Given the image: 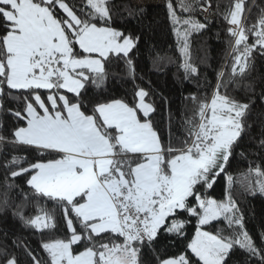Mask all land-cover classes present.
Masks as SVG:
<instances>
[{
    "label": "snow or ice",
    "instance_id": "snow-or-ice-1",
    "mask_svg": "<svg viewBox=\"0 0 264 264\" xmlns=\"http://www.w3.org/2000/svg\"><path fill=\"white\" fill-rule=\"evenodd\" d=\"M108 3L86 0L75 8L67 0H0V109L3 98L14 92L22 93L18 98L23 100L19 110H7L23 124L13 129L11 140L0 136V144L39 154L32 163L17 155L5 162L10 172L0 203L10 206V192L17 187L7 181L26 176L31 191L21 190V194L25 202L35 200L42 214L25 217L22 203L14 216L26 227L43 231L56 225L53 214L39 201L54 202L60 209L68 236L42 242L49 264H141V250L152 249L161 233L188 240L184 229L189 221L180 218L182 213L196 219L195 234L185 245V254L157 255V264H227L236 247L247 254L248 264L253 259L264 264V247H258L245 228L244 214L233 196L237 181L227 172L248 127L251 101H238L226 92L236 77L248 71L254 52L264 56V13L250 28L242 22L244 0H235L224 14L234 39L231 75L225 80L224 72L217 74L210 99L199 101L176 147L171 116L165 143L154 127L155 108L146 102L149 93L143 88L135 91L132 104L111 99L87 107L88 85L100 88L105 83L112 57L125 58L134 78L129 53L139 38L112 26ZM196 4L207 11L211 0H196ZM166 8L181 54L187 57L189 37L207 30L210 22L192 15L195 6L188 0H166ZM178 9L189 15L181 17ZM182 67L186 79L198 75L187 59ZM260 98L264 101V91ZM189 99L198 98L193 94ZM45 155L53 158L44 159ZM222 175L224 197L218 200L209 190ZM243 175L244 191L264 196V170L249 168ZM253 176L255 180L248 179ZM221 219L225 228L205 230ZM104 236L115 239L98 242ZM14 244L24 249L33 264H41L27 245ZM80 245L83 249L76 251L74 246ZM0 256L3 264H19L6 249Z\"/></svg>",
    "mask_w": 264,
    "mask_h": 264
},
{
    "label": "trees",
    "instance_id": "trees-1",
    "mask_svg": "<svg viewBox=\"0 0 264 264\" xmlns=\"http://www.w3.org/2000/svg\"><path fill=\"white\" fill-rule=\"evenodd\" d=\"M75 8L86 3V0H67ZM176 3V0H173ZM195 8L192 15L200 22H210L207 30L193 33L188 40V56L181 54L182 45L178 43L176 33L173 31L171 21L168 18L166 0L157 3L135 2L134 0H109L108 7L113 13L112 26L124 32L125 35L138 37L136 46L129 53V58L134 66L133 74L129 73L125 58L112 57L108 63V76L105 83L100 87L89 84L84 100L88 109L96 102H104L111 99H123L129 104L133 103L134 93L143 88L149 95L146 102L152 103L155 113L151 119L161 137L168 142L169 117L171 116V137L173 146L179 147L180 140L185 136V121L195 116L198 103L206 97L210 99L217 83V74L224 72V79L231 75L232 46L234 39L229 35V24L224 19V14L230 11L235 0H211V7L207 11H201L196 0H190ZM245 11L242 22L246 28L256 24L259 17L264 13V0H244ZM142 9V11H140ZM129 11L132 15H129ZM178 11V15L186 17L188 13ZM183 30L184 26H180ZM249 43L253 37L249 34ZM187 59L198 70V75L193 74L185 78L182 67ZM237 83L239 86H237ZM222 93L225 91L221 89ZM264 91V56L254 52L250 68L243 77H236V82L230 83L226 89L227 95L238 101L248 103L251 101L245 124L248 127L242 133L233 155L230 158L227 172L237 181L233 192L244 214L245 228L258 247L261 237L264 236V196L260 194L250 195L244 191L240 181H244L243 174L249 168L259 167L264 170V101L260 94ZM46 94V93H43ZM198 99H189L191 95ZM71 95V94H69ZM22 93L14 92L12 96L3 98V109H0V136L12 139V131L23 124L7 110H19L23 107V100L19 99ZM13 155L26 156L28 163L35 162L39 158L36 151L27 147L11 144H0V193L5 191V178L10 169L4 167L5 162ZM44 159L53 158L45 155ZM24 166H27L25 164ZM26 176L15 180H8L17 187L10 192V206L0 203V251L6 249L9 256H16L19 264H33V261L25 253L22 247H17L14 241L27 245L33 251L41 264H49V257L42 249V242L52 239H66L68 231L62 213L54 202L40 200L39 205L50 211L54 216L55 227L43 231H37L26 227L19 217L14 216L16 206L24 203L23 214L25 217H34L39 212L35 200L25 202L21 194L31 190L26 185ZM248 179L255 180V177ZM225 179L222 175L218 178L209 194L216 199H223ZM181 219L189 221L184 231L188 240L195 234L196 219L182 213ZM226 222L222 219L206 226L205 230L215 232L225 228ZM225 235L228 232L225 231ZM114 240V237L104 236L102 241ZM188 240L176 238L172 235L161 233L160 237L152 245V249L145 246L140 253L141 264H157V255L166 257L185 254V245ZM76 251L83 249V245L74 246ZM190 255V253H188ZM3 256H0V264H3ZM227 264H248L247 254L234 248L227 258ZM251 264H258L253 259Z\"/></svg>",
    "mask_w": 264,
    "mask_h": 264
},
{
    "label": "rangeland",
    "instance_id": "rangeland-1",
    "mask_svg": "<svg viewBox=\"0 0 264 264\" xmlns=\"http://www.w3.org/2000/svg\"><path fill=\"white\" fill-rule=\"evenodd\" d=\"M134 1H135V2H138V3L146 2V3L153 4V3L160 2V1H162V0H134ZM188 2L190 3V0H188Z\"/></svg>",
    "mask_w": 264,
    "mask_h": 264
}]
</instances>
